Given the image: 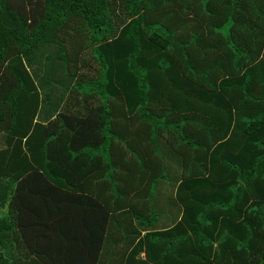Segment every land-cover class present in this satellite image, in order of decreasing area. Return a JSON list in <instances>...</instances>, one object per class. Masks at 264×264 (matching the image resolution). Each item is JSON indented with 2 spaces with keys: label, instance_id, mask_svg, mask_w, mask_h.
<instances>
[{
  "label": "trees",
  "instance_id": "16d2710c",
  "mask_svg": "<svg viewBox=\"0 0 264 264\" xmlns=\"http://www.w3.org/2000/svg\"><path fill=\"white\" fill-rule=\"evenodd\" d=\"M0 264H264V0H0Z\"/></svg>",
  "mask_w": 264,
  "mask_h": 264
},
{
  "label": "rangeland",
  "instance_id": "374dc122",
  "mask_svg": "<svg viewBox=\"0 0 264 264\" xmlns=\"http://www.w3.org/2000/svg\"><path fill=\"white\" fill-rule=\"evenodd\" d=\"M59 95H60V93H59ZM168 192V197H171V195H172V192L169 190V191H167ZM159 212L160 213H163V210L161 209V208H159Z\"/></svg>",
  "mask_w": 264,
  "mask_h": 264
}]
</instances>
